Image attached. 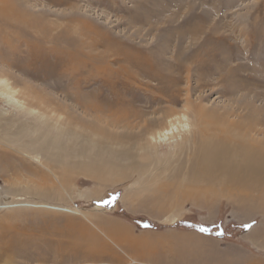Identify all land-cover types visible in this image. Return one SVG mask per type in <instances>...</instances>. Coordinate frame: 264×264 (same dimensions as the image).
<instances>
[{
    "label": "rangeland",
    "instance_id": "1",
    "mask_svg": "<svg viewBox=\"0 0 264 264\" xmlns=\"http://www.w3.org/2000/svg\"><path fill=\"white\" fill-rule=\"evenodd\" d=\"M21 1L26 7L14 23L23 32L0 37V94L38 111L39 119L0 100V123L7 124L0 130V264L264 262V222L225 198L177 196L180 203L169 210L140 211L136 205L146 196H134L142 190L135 174L101 186L73 172L71 159L63 161L65 168L58 159L61 152L81 158L85 143L77 133L82 137L86 127L92 134L108 124L119 140L133 135L116 123L114 111L121 104L140 110L150 98L147 112H178L185 101L221 112L238 110L232 100L239 96L257 107L264 128V0ZM60 36L69 42L60 40L62 49L85 41V53L103 54L112 70L122 65L133 77L122 72L104 81L102 69L69 64L66 52L52 50L50 39ZM19 40L16 49L6 48ZM29 40L39 41L36 52ZM123 54L147 64L125 63ZM230 70L234 82L247 79L242 95L232 99L224 96L221 79ZM156 75L170 83L176 102L157 96L161 83L150 78ZM44 140H59L62 149L38 150ZM66 170L73 174L59 176ZM48 194L49 200L41 197ZM48 206L71 213L40 208Z\"/></svg>",
    "mask_w": 264,
    "mask_h": 264
},
{
    "label": "bare ground",
    "instance_id": "2",
    "mask_svg": "<svg viewBox=\"0 0 264 264\" xmlns=\"http://www.w3.org/2000/svg\"><path fill=\"white\" fill-rule=\"evenodd\" d=\"M20 1L0 0V37L8 36V32L17 34L23 32V28L15 25L16 21L14 23V18L18 19L21 15L20 11H24L22 7H26L24 2ZM25 12L22 16L24 18ZM147 16H149L148 13ZM66 36L50 40L54 54L57 56L60 51L66 52L69 64L80 65L83 69L88 66L102 69L103 72L99 77L104 81L108 78H118L122 72L127 78L128 76L133 77L125 66L120 65L117 70H112L111 62L108 64L103 54L93 56L91 53H85L83 49H90L85 41L79 40L76 44H71L72 48L70 46L65 50L62 49L59 47L60 40L66 41L69 46ZM29 42L33 51L36 52L37 47L40 46L39 41L29 40ZM5 44L6 48L16 49L23 42L20 40L15 43L7 41ZM94 47L93 43L92 48ZM121 58L125 63L135 66L142 63L147 64V59L132 58L124 54ZM120 60L122 59H115L113 63L121 62ZM70 67L71 65L68 66ZM235 76L236 71L230 70L221 78L225 82L223 94L228 95L230 99L237 94L242 95L246 89L244 87L245 76H243L244 79L240 77L239 81L234 82ZM150 78L161 83V87L155 88L157 96H167L169 101L176 102L175 98L171 97V85L165 77L156 75ZM77 83L75 82L76 85ZM5 94H0V100L7 103L12 102L14 106L16 105L18 112L38 117V111L24 107L11 95ZM153 96L156 97L153 93L149 95V97ZM76 100L87 106L82 101L81 94H76ZM232 101L237 105L238 110L228 111L229 109L222 107L223 111L220 112V109H208L185 101L184 106L178 112L160 109L147 112L145 110L150 108L149 102H153L151 98L149 102L145 101V105L140 110L125 108L121 104L114 111L116 123L128 125L126 128L133 135H127L125 139L119 140L118 136L110 132L108 124L103 127L99 126L100 128L92 134L86 127L82 129L85 131H82L85 133L84 135L81 133L82 137L76 132L85 143L79 152L81 158L61 152L58 159L61 160L64 168L67 165L63 161L71 159L70 167L73 172L78 170L80 171L78 175L92 179L101 186L121 184L129 175L135 174L142 190L137 191L134 196H146L142 203L136 205V209L139 208L140 211L163 212L172 206H178L180 201L188 196H194L196 199L201 197L203 200L225 198L236 208L247 210L264 222V128H261L263 123L257 115H254L255 110H258L257 107L249 105L245 98L237 96ZM189 106H191L190 109ZM262 110L264 111L263 108ZM6 125L0 123V130L6 129ZM95 129L96 127L93 131ZM94 137L96 138L93 140ZM57 143L61 144L59 140L37 142V149H48L47 152L62 149ZM176 158H178L177 161ZM171 160H175V165L170 163ZM66 171L58 172V174L61 173L59 176L70 177L69 170ZM177 196L181 197L180 201H174ZM41 197L46 200L52 198L49 194ZM40 208L71 213L66 208L49 206ZM76 211L78 214L81 213ZM171 220L173 221V217ZM261 240L260 245L264 247V236ZM255 264H264V262L255 261Z\"/></svg>",
    "mask_w": 264,
    "mask_h": 264
}]
</instances>
